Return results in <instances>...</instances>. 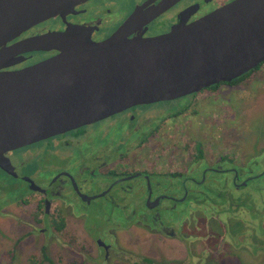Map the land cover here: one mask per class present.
I'll return each instance as SVG.
<instances>
[{"label":"flooded vegetation","instance_id":"af4514ba","mask_svg":"<svg viewBox=\"0 0 264 264\" xmlns=\"http://www.w3.org/2000/svg\"><path fill=\"white\" fill-rule=\"evenodd\" d=\"M231 1L233 0H87L64 14L35 24L4 44L7 50L0 53V72L18 71L58 54L53 49L25 50L26 48L17 46L25 39L53 32L62 34L70 30L92 43H99L113 34L132 14L136 19L128 27L126 37L149 38L167 33L179 22L191 23ZM218 88L214 91L207 92L206 88L201 91L208 94L206 97H215L218 95ZM199 92L184 96H190L192 101L182 110L186 114L181 131H174L171 121L176 116L173 113L166 114L167 106L160 112L155 107L158 104L176 102L180 99L177 98L134 105L107 117L2 152L0 194L6 191L8 196L0 195V218L21 223L23 232L19 236H11V250H6L7 254L10 255V251L15 250V246L25 238L38 244L42 261L47 247L45 240L59 243V248L67 249L72 254H86L77 246L75 236L73 239L67 237L68 242L73 240L74 243V248L69 249L59 242L56 233H63L70 220H83L85 208L96 200L103 201L111 211L119 212L122 219H135L128 226H139L145 234L171 239L174 244H181L182 248L186 247L185 239L201 238L213 224L211 219L203 216L204 211L198 213L201 210L196 205L198 196L207 195L201 189L209 194L218 192V196L213 194L216 198L221 197L218 203L214 202L216 211L227 214L229 211L238 212L236 207L240 206L238 199L241 190L250 181L264 175V167L257 174L247 170L242 175V168L233 162L236 159V149L234 152L229 151V154L222 153V116L214 112L211 123H200V120L205 119L204 116H198V112L189 110L197 101H201L197 103L200 104V113L208 110L209 106H217L214 100H195L194 97ZM152 122L157 123L156 127L149 130L147 124ZM213 129L216 135L212 132ZM94 135L97 142L90 140ZM79 145L83 149H78L75 154L71 153V149ZM161 151V154L158 153ZM52 157L56 158V162L52 163ZM63 161L64 164L58 163ZM25 169L27 170L24 171ZM46 169L53 172L47 179L32 177ZM222 175L226 177L222 178ZM16 182L22 183L23 187H13ZM227 186L235 190V193L230 190L227 192ZM136 203L139 205L138 210L133 209L137 207ZM184 203L190 209L187 216L176 225L162 221V212L178 209L182 214L180 209ZM177 205L181 206L176 208ZM74 206L79 208L77 213L73 212ZM125 227L118 224L107 226L102 232L106 236V243L98 236L95 239L91 237L96 248L101 250L105 264L110 259L121 256L123 264H217L219 261L201 249L194 250L191 245H187L188 249L183 248L180 253L169 252L163 256L139 255L134 251L125 253L119 248L116 239L119 231ZM77 240L83 242L81 239ZM168 246L170 249L171 245ZM40 260L31 256L28 262ZM12 261L7 259V262ZM78 261H70L68 264H77ZM81 262L84 263L83 260Z\"/></svg>","mask_w":264,"mask_h":264},{"label":"water","instance_id":"95a60500","mask_svg":"<svg viewBox=\"0 0 264 264\" xmlns=\"http://www.w3.org/2000/svg\"><path fill=\"white\" fill-rule=\"evenodd\" d=\"M85 1L0 0V53L28 28ZM135 19L99 43L66 30L17 44L58 54L0 72V155L134 105L230 82L264 61V0H233L149 38L126 37Z\"/></svg>","mask_w":264,"mask_h":264},{"label":"rangeland","instance_id":"374dc122","mask_svg":"<svg viewBox=\"0 0 264 264\" xmlns=\"http://www.w3.org/2000/svg\"><path fill=\"white\" fill-rule=\"evenodd\" d=\"M218 90V95L215 97H206L208 94L205 91H200L194 97L195 100H214L217 102V106H209L208 110L200 113L198 108L200 104L197 103L201 101H197L196 105L189 110L198 112V116H204L205 119L200 120V123H211L214 112L221 115L222 136H220V148L222 153L229 154V151L236 149L234 150L236 159L233 162L240 169L242 168V175L247 170L257 174L264 167V63L260 64L256 70L247 74L234 85L221 86ZM190 101H192L190 96L182 97L176 102H167L165 105L158 104L155 107H158L157 112H160L167 106L166 114L173 113V116H176L171 121V124L175 127L173 128L174 131H181L183 118L186 114L182 110ZM156 122L147 124L148 129H154ZM195 127L197 126L195 125ZM196 129L198 130L199 128ZM212 132L215 134V129ZM95 137L96 135L90 137V140H96L97 142L98 139ZM78 149L81 151L83 146H74L71 149V153H77ZM158 153L161 154L162 151ZM53 162H56L54 157H52ZM58 163L64 164V161ZM52 173V170L46 169L45 171H39L32 177L34 179H47ZM225 177L226 175H222V178ZM13 187L18 189V187H23V184L16 182ZM225 188L228 189L227 192L230 190L235 193V190L230 186ZM201 191L207 195L198 196L196 205L201 209L198 210V213L204 211L202 212L203 216L211 219L213 224L209 226V229H207L209 232L203 235L202 239L196 240L190 237L185 239L187 244L183 248L188 249L187 247L191 245L196 251L201 249L206 254L211 255L212 258L219 259L220 262L218 261L217 264H264V175L250 181L241 190L240 198L238 199L240 206L236 207L238 212L230 213L231 211H229L228 214L221 212L225 216L216 211L213 206L214 202L218 203L219 199H221L220 196V198L214 197V195L218 196V192L209 194L203 189ZM14 193H16L15 190ZM0 195L8 196L6 191ZM209 200L213 201V203L209 202ZM136 206L133 209L138 210V203H136ZM180 206L177 205L176 208ZM129 208H131V205ZM78 209L77 206H74L73 212L77 213ZM129 210L127 209V211ZM189 210V205L184 203L183 208L180 209V211H183L182 214L178 212V209L162 212L161 219L176 225L178 221L187 216ZM85 213L83 220L68 221L69 226L66 230L63 233L56 234L59 242L69 249L74 248V243L73 240L68 242L67 237L73 239L75 236L77 246L86 254H72L67 249L59 248L61 246L59 243L53 240H45L47 247L43 261L40 260L38 244L27 238L16 245L15 250L10 251V255L7 254L6 250H11V236L16 237L23 233L21 231L22 224L11 219L0 218V264H68L70 261L76 263L77 260H79L77 264H105L101 250L98 247L96 248L91 237L95 239L98 236L100 240L106 243V236L102 232L110 224H118L121 227L126 226L119 231L116 238L119 248L125 253L134 251L139 255L156 254L163 256L169 252L180 253L183 249L181 244L178 242L174 244L171 239H166L156 234H145L139 226H128L129 223L133 224L135 219L120 218L119 212L111 211L101 200H96L87 206ZM24 222L28 221L24 220ZM73 223L74 226H72ZM86 232L88 235H86ZM77 239H81L83 242H79ZM168 245H171L170 249H168ZM31 256L38 258L41 262H28ZM84 256L86 257L84 258ZM57 258H60V260ZM121 258L123 257L110 259L107 264H123L120 260ZM7 259H12L13 261L10 263L7 262ZM81 260L84 263H80Z\"/></svg>","mask_w":264,"mask_h":264},{"label":"trees","instance_id":"16d2710c","mask_svg":"<svg viewBox=\"0 0 264 264\" xmlns=\"http://www.w3.org/2000/svg\"><path fill=\"white\" fill-rule=\"evenodd\" d=\"M260 66V64L255 67L254 69L248 71L247 73L241 75L240 77L234 79V80H231L230 82H227V83H218V84H214V85H211L209 86L208 88H206L205 90L208 92V91H214L215 89H217L219 86H232L234 85L235 83H237L238 81H240L242 78H244L247 74L251 73L252 71L256 70L258 67Z\"/></svg>","mask_w":264,"mask_h":264}]
</instances>
